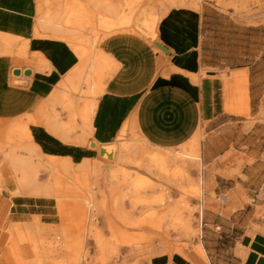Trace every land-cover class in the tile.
I'll use <instances>...</instances> for the list:
<instances>
[{
  "label": "crops",
  "instance_id": "1",
  "mask_svg": "<svg viewBox=\"0 0 264 264\" xmlns=\"http://www.w3.org/2000/svg\"><path fill=\"white\" fill-rule=\"evenodd\" d=\"M17 1L18 12L29 20L31 15L24 10L28 5L33 7L35 0ZM141 10L128 19L129 25L101 32L96 49L110 60L112 71L94 98L91 131L84 130L81 117L84 105L92 98L59 85L80 68L81 61L72 45L52 39L50 34H42L45 37L37 41L36 49L28 50L37 54L36 63L40 59L48 62L53 68L49 74L35 79L32 69L15 66L14 59L0 56V122L24 121L27 115L36 118L38 110L48 114V120L38 116L30 128L34 144L45 157L66 160L76 167L95 159L111 163L98 157L96 147L115 143L124 133L134 132L151 148L177 151L195 136L201 139V129L210 128L218 119L233 117V101H240L238 113L255 107L258 114L264 101V22L242 23L212 2H204L200 8L171 7L157 23L151 10ZM37 15L36 11V19ZM133 27L135 32L130 30ZM15 69L21 71L19 76L12 74ZM81 90H85L83 84ZM65 97L74 103L73 118L62 108ZM8 178L4 182L10 188ZM46 201L25 194L13 198L1 194L0 245L9 239L4 228L31 225L33 218L53 209ZM245 238L249 242L239 250L240 264H264V234ZM176 264L185 263L178 260Z\"/></svg>",
  "mask_w": 264,
  "mask_h": 264
},
{
  "label": "rangeland",
  "instance_id": "2",
  "mask_svg": "<svg viewBox=\"0 0 264 264\" xmlns=\"http://www.w3.org/2000/svg\"><path fill=\"white\" fill-rule=\"evenodd\" d=\"M128 1H123L121 16H127L129 19L136 16L143 8L151 10L153 17H161L174 6L181 7L184 4L183 7L193 8L191 2L196 1L198 8L204 2L215 3L220 10L231 12L234 18L245 24L264 22V0H184V2L169 0L170 3L160 0ZM58 2V4H51L49 9L55 11L69 4V0ZM167 2L169 5L166 4ZM176 2L181 6L178 4L176 6ZM185 2L189 3L185 5ZM162 3L167 8L162 6ZM28 6L24 12L27 11L31 15L30 22L35 24L36 0L33 7ZM162 7L166 9L163 10ZM46 10H48L46 6L42 5L39 12ZM87 33V36H90V32L87 31ZM85 48H89L88 43L85 44ZM27 55V58L20 57L14 65L26 70L33 69L36 57L32 53L30 55L29 51ZM33 75L36 79L35 73ZM97 96L95 95L94 98ZM239 102H232L233 117L218 119L216 124L207 128L208 130L205 128L200 130L202 138L199 142L201 156L199 167H189L186 174L191 184L195 182L199 188L200 193L197 197L188 192L191 184L184 177L176 183L174 178L170 181L160 179L154 170L148 169L147 159L151 157L153 148L147 144L141 146L140 142H136L134 132L125 134L126 137L125 135L123 137L125 141L122 143L125 146L130 145L132 150L135 149L133 157L135 161L132 160L128 164L122 163V165L117 163L116 166L120 167L122 173L124 171L129 181H124L122 186H112L113 180L109 178V172L119 168L112 162V164H103L96 159L89 162L93 165L98 164V169L94 174H89V169L84 170L87 175L84 180L85 186L79 187L74 182L67 181L70 197L65 204V208L69 210V219L66 218V220L61 219L54 198L34 196L46 199V205L53 209L47 208L46 210L49 211L45 215L33 218L31 225L8 226V228L12 227V230L18 229L22 235H25L28 243H21L20 238L7 231V227L4 228L9 239L5 245H0V264H33V262L62 264L65 260L64 252L57 251L54 246L63 241L60 233L63 221L65 222L63 225L73 223V226L80 224L87 230L94 228L99 230L110 248L118 253L112 256L113 253L108 251L104 256L96 248L93 240L87 239L88 261L85 264H176L178 260L185 264H240L239 250L245 247L242 245L243 238H253L257 233L264 234V101L260 103L257 115L255 107L253 110L248 108L247 113H238L241 110ZM26 120L27 118L24 121ZM6 127L7 124L0 125L1 130ZM5 140L3 133L0 135V145ZM178 151L169 152L176 154ZM41 161L45 163V159ZM167 166L169 173H173L179 163L170 162ZM39 173V178L41 176L39 181L51 179L45 170H40ZM7 176H9L7 183L9 181L11 183L10 188L5 186L4 179ZM13 176L7 168V163L0 156V196L6 194L8 198H13L19 195L13 194L15 181ZM119 176L121 174L116 181ZM137 178L145 179L153 187L140 190L136 196L124 198V194L129 193V189L125 188L126 183ZM88 193L93 197L91 204H88ZM74 195L80 196V199H75ZM147 200L162 201V205L158 207L142 205ZM180 201H185L186 204H181ZM78 202L81 205H78ZM176 203H179L178 206ZM190 211L193 212L190 225L194 233L192 237L181 226L169 228L162 237L152 235L144 227L152 223L150 218L152 215L158 217L157 221L163 225L164 229V225L168 222L167 217L160 219L163 214L172 212L182 219H187ZM120 212L128 213L129 218H120ZM80 214L84 215V220L81 217V220L79 219ZM107 222L112 223L114 228H107ZM126 241L130 243L127 244ZM148 245L152 247L149 251L146 249ZM34 246L37 247L35 251ZM131 246L138 247V250L130 252ZM199 246L204 249V258L196 252Z\"/></svg>",
  "mask_w": 264,
  "mask_h": 264
},
{
  "label": "bare ground",
  "instance_id": "3",
  "mask_svg": "<svg viewBox=\"0 0 264 264\" xmlns=\"http://www.w3.org/2000/svg\"><path fill=\"white\" fill-rule=\"evenodd\" d=\"M58 1L59 0H37L39 4L37 5V8L34 9V11L35 13L37 11L38 16L36 21L34 20L35 24H31L30 19L28 20L24 18L23 16H21L20 12H18L19 1L0 0V56L10 57L16 62H18V59L20 57L27 58L28 50L30 48L36 49V45L39 44L37 41L40 38L45 37L42 34H50V38L61 40L63 42H66L67 44L72 45V47L76 51L78 58L81 61V65L80 68L74 70V73L71 76H68L64 80V82L60 83L59 85L60 88H62L63 90L78 92L83 94L84 96L92 98L91 100H88L84 105L85 107L82 109L83 115L81 117L84 124V130H90L89 119L93 112L96 110L94 96L102 92L103 80L112 71V63L104 54H102L98 49H96V46L101 39L102 31L108 33L117 30L120 27L127 26L129 25V18L127 16H121V11L123 10L122 5L119 3H114L112 0H69V4H67V6H63L64 8L60 7L55 11H51V9H49V6L51 4H58ZM160 1L169 2V0ZM168 2L166 4L169 5L171 1L169 3ZM186 3L189 2H185V5ZM177 4L178 3L176 2L175 5L177 6ZM42 5L46 6L48 10L40 13L39 11L42 9ZM161 5L165 6L164 3H162ZM183 5L180 6L183 7ZM191 5L190 6L193 8H198V4L196 3V1H192ZM165 7H162L163 10L167 8ZM5 12H7V14ZM140 14L144 16L145 13L143 10H141ZM152 18L153 21L156 20V23L159 22V16H152ZM144 24H146V21H144ZM130 30H133L135 32L134 27ZM87 31L90 32V36H87ZM149 39L153 40L152 38ZM87 43L89 44V48H85V44ZM42 44L41 46H43ZM47 44L49 45V43H46V45ZM32 55H34V57H37L36 53H32ZM33 64L34 65L32 67V70L37 78L42 77L44 73L49 74L53 69L44 59H40L38 63ZM61 70L62 68H58V71ZM82 84L85 86V90H81ZM31 96L33 95L31 94ZM61 104L64 111H68L73 118L74 103L71 100L62 99ZM37 114L38 115H36V118L33 115H27V117H25L27 118L26 121L14 120L8 123L0 122V125L7 124V127L5 129H0V135H3L4 133V136L6 138L5 142L0 145V156L1 159L7 163V168L8 170H10L12 176L14 175L13 177L15 181L13 194H28L36 197L42 196L47 198H54L56 208L61 219L66 220V218L69 219V210L65 208V204L67 203V200L70 197V187L67 181L74 182L75 185L79 187L85 186L84 180L86 179L87 175L84 170L86 171L89 169V174H94L97 172L98 164L93 165L85 161V163L82 162V164H79L78 166L74 167L69 161L45 157L44 155H42L38 151L36 145L32 140L30 128L38 122V116H43L46 118V120L49 119V116L48 114H43L40 110H38ZM125 131H127V129ZM124 135L125 133L122 134L115 143L112 142V144L109 145L96 147L98 154L101 155L100 157L104 158L106 161L114 163L115 167H118V165L116 166L117 163H121V165L122 163L128 164L132 162V160H134L133 157L135 155V149L132 150V147L130 145H123L124 143L122 142L125 141L123 140ZM199 139L200 136H195L189 144L181 147L180 151L177 150L178 152L176 154H172L169 151L161 150L160 148H153V150L151 151V157L147 159V168L154 170L160 179L170 181L174 178V181L176 183L178 181L180 182L182 177L189 180L188 177H186L188 168L197 166L199 167ZM137 141L138 143L140 142L141 146H143V144H146L144 141L140 140L136 136V142ZM138 143L137 146H139ZM51 151L52 153L55 152L53 149ZM43 152L48 153L46 151ZM63 152L65 153V151ZM68 153H70V151L66 154ZM42 159H45V163L41 161ZM170 162L179 163V166L175 168L173 173H169L168 170L167 164ZM118 168L119 169L117 170L109 172V178L113 180L112 186L116 185V187L122 186L121 184L125 183L127 180L129 181L127 175L124 174V171L122 173V171H120V167ZM40 170H45L48 176H51V179L45 180L43 182L39 181ZM120 174L121 176H119V179L116 181L118 175ZM151 187H153V185H151L145 179L137 178L130 183H126L125 188L129 189V193H125L124 198L125 196H136L139 194L140 190L149 189ZM188 192L195 197L199 195L200 191L195 182H192ZM74 196L75 199H80V196ZM87 200L88 204L93 203L92 195L89 194L87 196ZM151 200H147L141 203L142 205H146L149 207H158L161 206V202L164 201L163 199L162 201ZM80 203L78 202V205H81ZM179 203L186 204L185 201H180ZM179 203H176L177 206ZM132 205H134V203H132ZM192 211L189 212V217L187 219H182L180 218V216H178V214L176 215L172 212H169L170 214H163L160 219H164L167 217L166 221L168 222V224L164 225V229L163 225H161V223L157 221L158 217L152 215V217L150 216V218L152 219V223L144 227L147 228L152 233V235L162 237V234L166 233L169 228L181 226L185 229V232L190 237H192L194 235L193 230L190 228L193 219ZM72 215L70 217H72ZM80 217L83 218L82 220H84L83 214H80L79 216V219L81 220ZM119 217L122 219H128L129 215L126 212H120ZM80 222L82 223V221ZM63 223L65 224L64 221ZM63 223L60 227L61 235L63 236V241L60 243H56V246H54L57 251L64 252L65 260L62 262V264H85L88 261V252L86 251L87 239L93 240L96 248L101 251L103 253L102 255L104 256L105 252L108 251H110V253H113L112 256L118 254L117 251L112 250L109 244L102 238V235L99 230L95 228L87 230L80 226V224L78 226H73V223L71 225H63ZM107 228L112 229L114 228V226L112 225V223L107 222ZM7 231L14 233L13 235H16L18 238H20L19 240L21 243H28V241L25 239V235H22L16 228L12 230V227H10ZM161 241L162 239L159 242L160 245L162 244ZM126 242L127 244L130 243L128 241ZM36 249L37 247L34 246L33 250L35 251ZM146 249L149 251L152 249V247L148 245ZM129 250L130 252L136 251L138 250V247L131 246ZM196 252L200 257H205L204 249L202 248V246L197 247ZM34 253L36 254V252ZM107 255L110 256L109 254ZM102 261L103 260H101V262ZM33 264H36V262H33Z\"/></svg>",
  "mask_w": 264,
  "mask_h": 264
},
{
  "label": "water",
  "instance_id": "4",
  "mask_svg": "<svg viewBox=\"0 0 264 264\" xmlns=\"http://www.w3.org/2000/svg\"><path fill=\"white\" fill-rule=\"evenodd\" d=\"M154 45H155L158 49H160L162 52L168 54V51H167L162 45H160L159 43L155 42ZM12 74H13L14 76H19V75L21 74V71H20L19 69H15V70H13ZM248 242H249V239H248V238H244V239L242 240V245H245V246H246V245L248 244Z\"/></svg>",
  "mask_w": 264,
  "mask_h": 264
}]
</instances>
